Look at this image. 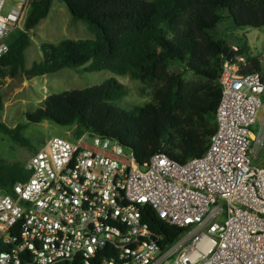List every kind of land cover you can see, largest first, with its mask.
I'll list each match as a JSON object with an SVG mask.
<instances>
[{
  "label": "built area",
  "instance_id": "obj_1",
  "mask_svg": "<svg viewBox=\"0 0 264 264\" xmlns=\"http://www.w3.org/2000/svg\"><path fill=\"white\" fill-rule=\"evenodd\" d=\"M30 0H0V60ZM245 63L243 58L240 59ZM217 131L201 158L159 153L140 165L131 150L88 133L36 151L28 179L0 195V264H264V72L225 62ZM253 143V144H252ZM150 209L182 230L171 243Z\"/></svg>",
  "mask_w": 264,
  "mask_h": 264
},
{
  "label": "trees",
  "instance_id": "obj_2",
  "mask_svg": "<svg viewBox=\"0 0 264 264\" xmlns=\"http://www.w3.org/2000/svg\"><path fill=\"white\" fill-rule=\"evenodd\" d=\"M72 21H82L95 40L43 43L42 60L26 68L25 53L37 26L47 18L53 0H30L24 27L9 37V52L0 60V111L2 87L7 79L35 78L63 69L85 72L109 70L142 83L157 82L153 102L131 105L119 102L129 89L112 78L102 85L52 94L29 123L44 121L77 126V136L88 133L118 142L131 150L138 164L165 153L178 163L203 157L217 131L216 113L222 98L220 77L225 62L238 64L240 72H264L251 53L245 34L220 36L219 26L231 20L235 28L264 30V0H60ZM243 58L245 63L240 59ZM204 81L200 89H188L184 74L170 73L172 63ZM23 127L0 123V133L22 147H31L21 134ZM25 165L0 161V191L11 194L15 184L28 179ZM144 215L151 227L173 242L182 230L161 222L150 209Z\"/></svg>",
  "mask_w": 264,
  "mask_h": 264
},
{
  "label": "rangeland",
  "instance_id": "obj_3",
  "mask_svg": "<svg viewBox=\"0 0 264 264\" xmlns=\"http://www.w3.org/2000/svg\"><path fill=\"white\" fill-rule=\"evenodd\" d=\"M231 32L257 35L259 37L258 48L251 53L256 55L255 57L259 58L264 65V30L235 28L231 20H225L218 28V33L223 37L230 36ZM30 34L33 37L32 45L25 53L27 69L31 68L35 62L42 60L43 53L40 47L43 43L59 44L68 39L95 40V35L90 32L84 22L72 21L68 8L60 0H53V6L47 18L41 21ZM169 71L173 74H184V81L188 89H200L204 86L203 80L191 72L185 71L179 63H172ZM112 78L129 89L128 96L119 102L124 110L129 111L131 105L145 106L153 102L154 91L158 87L157 82L142 83L129 76H120L109 70L85 72L83 68H66L46 76L35 78L21 76L14 80L7 79L2 87L4 108L0 111V123L6 124L11 129L23 127L21 134L30 141L31 147H22L15 143L10 136L0 133V161L7 165H26L32 155L53 138L60 137L74 141L77 136L76 125L63 127L52 121L32 124L27 120V113L35 112L52 94L99 86ZM263 123L264 105L259 113L258 124L252 128V133L255 136ZM252 158L255 164H264V144L261 149L254 151ZM0 195H3L2 191H0Z\"/></svg>",
  "mask_w": 264,
  "mask_h": 264
},
{
  "label": "crops",
  "instance_id": "obj_4",
  "mask_svg": "<svg viewBox=\"0 0 264 264\" xmlns=\"http://www.w3.org/2000/svg\"><path fill=\"white\" fill-rule=\"evenodd\" d=\"M255 30H258V29H255ZM258 31H260V30H258ZM231 33H233V32H231ZM236 34H239V33H236ZM240 34H242V33H240ZM245 35L248 37L251 52H253L254 49L258 48V38L259 37H257V35L251 36L248 33H245ZM253 56H256V55H253Z\"/></svg>",
  "mask_w": 264,
  "mask_h": 264
}]
</instances>
